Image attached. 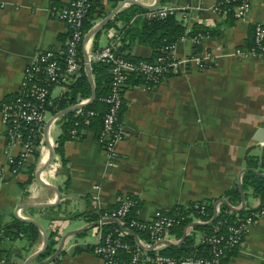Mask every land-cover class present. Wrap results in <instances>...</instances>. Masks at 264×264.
<instances>
[{"label": "crops", "instance_id": "1", "mask_svg": "<svg viewBox=\"0 0 264 264\" xmlns=\"http://www.w3.org/2000/svg\"><path fill=\"white\" fill-rule=\"evenodd\" d=\"M67 1L0 0V101L15 94L24 66L38 52L61 47L66 27L51 11L66 5ZM91 1L98 5L92 12L90 28L108 18L81 42L82 55L84 51L87 54L86 59L83 56L87 64L94 61L93 40L96 48L110 43L115 48L120 45L118 28L123 25L122 19L114 20L111 25L106 26V23L121 9L129 12L130 4L145 8L172 4L177 7L173 14L187 27L195 22L216 28L212 34L200 37L197 49L190 37L174 41L171 48L174 57L203 51L219 53L245 46L253 23L264 21V0H249L245 13L228 24L223 13L212 9L216 0ZM137 16L143 18L142 11L132 14L129 22ZM122 52L137 57V60H147L152 55L151 47L137 40ZM132 75L122 87L118 115L125 137L117 142V157L110 166L106 165L104 151L95 139L96 130L92 126L83 128L79 137H67L62 141L64 162L61 161L54 151L55 138L62 130L61 113L48 124L47 138L43 131L41 141L35 146L36 157L29 153V157L12 171L14 164L9 158L19 159L20 147L17 142L6 143L5 123L0 117L2 226L14 221L15 213L34 219L46 234L59 218H68L70 228L79 227L98 220L101 209L111 207L120 191L138 200L134 214L144 219L149 218L155 209L172 211L195 201H213L212 210L216 206L219 209V204L224 203L221 198L237 217L238 211L258 203L260 198L247 187L242 190L244 205L235 211L233 208L240 207V195L239 199L228 202L223 194L236 184L238 176L241 182L244 170H240L250 165L247 158L253 161L251 166L254 169L264 172V55H216L202 68L190 64L180 66L163 75L151 87H143L141 80ZM90 78L93 86L91 72ZM57 89L55 86L51 91L52 103L45 110L48 115H43V123L58 111H53ZM48 143L52 145L51 158L41 168L39 177L58 189L59 198L51 206L38 207L40 203L55 200L53 189L35 177L36 167L47 155ZM92 212L95 216L90 218L82 215ZM189 217L191 221L196 219L195 215ZM104 224L107 223L96 226L106 228ZM37 231L35 241L29 245L18 236L2 241L0 264H21L28 254L38 249L41 244L38 227ZM89 232L95 236L96 242L98 235L93 227ZM167 237L176 239L173 235ZM74 241L81 240L67 241L60 253L47 264H104L91 251L94 242L83 240L82 247L74 246L69 253L67 248ZM223 263L264 264V214L251 224L242 241L232 254L226 255Z\"/></svg>", "mask_w": 264, "mask_h": 264}, {"label": "built area", "instance_id": "2", "mask_svg": "<svg viewBox=\"0 0 264 264\" xmlns=\"http://www.w3.org/2000/svg\"><path fill=\"white\" fill-rule=\"evenodd\" d=\"M218 2L216 0L212 5V9L216 12H219ZM87 4L88 0H68L66 5L51 11L66 27L62 49L48 48L38 52L34 59L24 66L20 86L15 94L0 101V117L5 123L6 143L17 142L20 147L19 159L9 158V162L14 164L12 171H15L29 157L31 149L35 148L43 137V115L52 103L53 87L58 88L56 99L62 95L66 84L74 78L80 65L82 63L85 65L87 62L81 59L77 48L84 33L82 20ZM248 4L249 0H236L231 7L233 13L238 17L242 16ZM176 10L177 7L172 4L150 6L142 11V15L145 18H162L173 14ZM199 39L200 37L192 38L194 43H198ZM171 48L172 45H162L153 59L139 61L115 54L113 43L93 49L95 61L109 64L108 91L100 97V100L106 103V108L101 116V126L95 136L96 141L102 146L107 166L114 163L117 157L116 144L125 137L118 115L122 102V87L130 74L139 77L143 87H151L158 83L163 75L175 71L180 66L190 64L202 68L216 55L260 57L264 55V21L253 23L249 43L242 47L219 51V53L192 52L182 57H174ZM87 100L88 97H77L72 105L84 104ZM77 110L79 112V107ZM95 113L93 109H86L81 121L74 119L66 129L69 138L79 137L85 128L80 123L84 122L87 116ZM33 139H37L36 143ZM114 201V206L101 209L97 224L114 222L116 225L106 228H98L97 224L93 226V231H96L98 238L91 245V251L104 264H224L223 258L226 253L236 249L251 224L264 214V198H262L242 216L230 223H225L223 230L221 228L224 219L214 220L210 233L194 231L190 220L183 226L182 231L184 235L192 234L191 246L201 245V252L172 255L161 252L160 249L166 245L162 242L163 239L171 241V244H177L179 240L180 236L177 237L170 232V228L181 219L176 211L155 209L146 219L137 216L127 217L136 198L127 192L120 191L116 193ZM190 207L196 213L194 217L196 219L192 221L207 222L210 219V217L205 219L201 216L204 214L203 202H192ZM214 211L216 213L219 211L217 206ZM224 212L231 214L228 209ZM125 228L143 231L146 236L142 238L137 236L138 243L134 238L128 240L125 238L127 232ZM169 235H173L176 239H169L167 237ZM6 239L8 236L0 231V244Z\"/></svg>", "mask_w": 264, "mask_h": 264}, {"label": "trees", "instance_id": "3", "mask_svg": "<svg viewBox=\"0 0 264 264\" xmlns=\"http://www.w3.org/2000/svg\"><path fill=\"white\" fill-rule=\"evenodd\" d=\"M218 1H219L218 2L219 13L224 14V20L226 21L227 24L230 23L234 18L238 17L233 13V10L231 8L233 3L236 2V0H232L228 2L225 0H218ZM97 5H98L97 2L95 1L92 2L91 0H88L86 12L82 20L83 31H86L92 25L91 22V19L93 18L92 12L95 11V7ZM130 7L131 8L129 12H125L126 10L123 9L117 11L116 14L112 17V19L106 23V26L113 24L114 20L122 19L123 25L118 28V30L120 31L119 33L120 45H118L114 49V52L117 55H120L124 58L133 61H139V60H137L138 58L135 56L129 55L127 53H123L122 50L124 48H128L129 44L134 40H137L138 42L146 43L151 47L152 55L147 59V60H151L154 58L155 55L159 53V48L162 45H172L174 41L182 37L199 38L205 35H210L214 31H216L215 27L209 28L197 24L195 22L191 23V25L187 27L181 21V19L177 18L174 14H168L162 18H145V17L142 18L137 16V17H133V19L129 22V18L132 16V14L146 9L143 6L134 5V4H130ZM81 42H82V38L80 40V43H78L77 48L79 51V56L83 60ZM194 47L195 49L198 48L197 42L194 43ZM91 48L92 49L96 48V43L94 40L92 41ZM60 49H62V45ZM108 67L109 64L103 61H98V60L91 61L89 63V69L93 75V89H94L93 98L89 102L79 107L80 113L77 112L78 107H76L67 110L60 115V119L62 120L64 119V121L61 120L62 130L55 138L56 144L54 145V151H56L59 154L62 162H64V159L62 157V141L65 138L69 137L66 132V129L72 124V121L74 119H79L81 121L82 115L83 113H85L86 109H93L96 113L94 115L87 116L86 120L84 122L82 121L80 125L84 127L92 126L95 128L96 133L98 132L101 126V116L106 108V103L100 100V97L104 96L108 91V81L110 75ZM136 78L140 79L139 77ZM89 94H90V83L86 75L84 64L82 63L78 71L76 72L74 78L66 84V89L63 91L62 95L53 101V111L62 109L67 105L74 103L77 97H87ZM36 140L37 139H33L34 143H36ZM30 153L32 156L36 157L37 152L35 151V148H32ZM249 163H250L249 167L254 168L253 166H251L253 165V161L247 158V164ZM262 166L264 170V160H262ZM31 168H32V164L30 165L29 170H31ZM29 176L26 179V181L29 180ZM247 187L250 188L252 193L257 195L260 199L264 198L263 175L257 174L249 169L244 170L241 176V190ZM223 195L226 197L228 202H231L234 199H239V191L237 185L234 183L231 187H229L224 191ZM212 203L213 201L203 203L204 214L201 216L204 217L205 219L211 217L213 213ZM114 205L115 204H113L112 206ZM137 205H138V200L136 199L134 205L130 207L127 217L135 216L134 210L136 209ZM226 209L227 206L225 205V203H220L219 211L216 213L214 219L211 222L209 223L200 222L198 224H193L192 229L194 231L197 230L202 233H210L212 231L211 229L212 222L216 219H221V220L224 219V223L222 224V228H221V230H223L225 229V223H230L235 219L239 218L249 208L238 211V215L240 216L237 215V217H234L232 215V212H230L231 214L224 212ZM173 210L176 211L179 216H181V219L179 223H177L172 228H170V232H172L175 236H181L183 226L190 221L189 216L195 215L196 213L194 212V209L190 207V204L184 208L180 206L175 207ZM82 215H84L85 218H90L95 216V213L93 212L91 214L83 213ZM14 221L17 223V227H13L12 229H10L9 226L6 225L2 226L0 224V231L3 234L7 235L8 238L12 236L23 237L26 240L27 245L34 242L38 234L37 226L29 221H24L17 218H14ZM111 225H116V224L114 222H110L108 224H104V227H110ZM134 231L136 232L137 236L140 238L146 236V233L143 231L137 229H134ZM125 238L128 240H133V236L127 232L125 233ZM56 240H57L56 234L54 233V231L50 230L46 234L45 247L35 257L36 258L35 260L43 259L46 256H48L50 253H52L55 248ZM192 241H193L192 234L184 235L180 243L166 244L163 248L160 249V251L172 255H180L189 252H194L196 254H199L201 252V245L192 247L191 246ZM233 252L234 250H231L227 252L226 255H230ZM226 255L224 256V258L226 257ZM224 258H223V262H224Z\"/></svg>", "mask_w": 264, "mask_h": 264}, {"label": "water", "instance_id": "4", "mask_svg": "<svg viewBox=\"0 0 264 264\" xmlns=\"http://www.w3.org/2000/svg\"><path fill=\"white\" fill-rule=\"evenodd\" d=\"M131 2L136 3L135 0H131ZM155 4H156V2L153 5H155ZM107 18L108 17H105L104 19H102L101 21H99V23L93 25L90 29H88L87 32L83 35L82 42H84L88 38V36H90L91 33H93L100 26H102L105 23V21L107 20ZM83 56H84L85 59L87 58L86 51L83 52ZM84 68H85V71H86V75H87L88 81L90 83V95H89L88 100H87V102H89L93 98V96H94V89H93V86L91 84L89 64H87V62L84 65ZM84 104H73V105L66 106V107H64L62 109H59L58 111H56L54 113V115H52L51 117H49L48 119H46L44 121V123H43V131H44L45 137L47 138V132H46V130L48 129V124L50 123V121L55 116H58L59 114L65 112L67 110H70V109H73V108H76V107H80V106H82ZM51 154H52V145H51V143H48L47 155H46L45 159L43 161H41V163L36 167L35 177H36V179L41 184H43V185H45V186L50 187L51 189H53V191L55 193V200L53 202L40 203L38 205V207L51 206L59 198V191H58V189L56 187H54L53 185L49 184V183H46L44 181H41L40 180V177H39V172H40L41 168L45 165V163H47L50 160ZM248 169L251 170V171H253V172H255V173H257V174H260V175H263L264 176V172H260V171H258L256 169L252 168V167H249V166L243 167L240 170V172L243 171V170H248ZM236 185H237V188H238V191H239V195H240V207L233 208V210H235V211L242 209V207L244 205V196H243V193H242V190H241V182H240V177L239 176H238V178L236 180ZM221 201L224 202L225 204H227L226 201L224 199H222V198H221ZM13 215H14V218L21 219V220H24V221H29V222L33 223L41 231V244H40V246L38 247V249H36L32 253L28 254L23 259V261H22L21 264H47L48 262H51L60 253V251L63 249L64 244L67 243V241H71V240L78 239V236L79 235H81L82 233H84L86 230L89 231V228H92L95 224L98 223L97 220H94L93 222L84 223L83 225H81L79 227L70 228V227H68L69 226L68 218H59V219H56V221L54 223V227L52 229V231H54V233L56 234V237H57V240H58L57 243H56V245H55L54 251L52 253H50L48 256H46L45 258H43V259L34 260V258L45 247V244H46V233H45L44 229L41 227V225L38 224L34 219L20 217V216L16 215L15 213ZM215 215H216V212L213 210V213H212L210 219H208L207 223H209L214 218ZM198 223H200V222H198V221H191L190 222L191 225L198 224ZM6 226L17 227V223L15 221H12V222L8 223ZM125 230L128 233H130L133 236L135 242L138 243V238H137L136 233L132 229H129V228H125ZM183 237H184V231H182V234L179 237V240H178L177 244L182 241ZM162 242H164L166 244L172 243L171 241H169L167 239H163ZM83 244H84L83 243V240H81V241H74V243H71L69 245V247L67 248V250L69 251V253H71L74 246L82 247ZM148 248H150V247H148Z\"/></svg>", "mask_w": 264, "mask_h": 264}, {"label": "rangeland", "instance_id": "5", "mask_svg": "<svg viewBox=\"0 0 264 264\" xmlns=\"http://www.w3.org/2000/svg\"><path fill=\"white\" fill-rule=\"evenodd\" d=\"M48 115V111L44 112V117H46ZM78 238L80 240H85L88 242H95V236L92 235L89 231H85L84 233H82L81 235L78 236Z\"/></svg>", "mask_w": 264, "mask_h": 264}]
</instances>
